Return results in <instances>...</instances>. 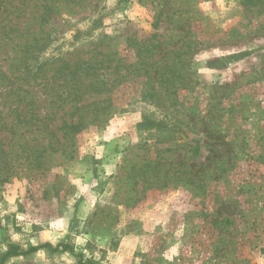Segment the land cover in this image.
Masks as SVG:
<instances>
[{"label": "rangeland", "instance_id": "1", "mask_svg": "<svg viewBox=\"0 0 264 264\" xmlns=\"http://www.w3.org/2000/svg\"><path fill=\"white\" fill-rule=\"evenodd\" d=\"M2 1L1 264H264V5Z\"/></svg>", "mask_w": 264, "mask_h": 264}, {"label": "trees", "instance_id": "2", "mask_svg": "<svg viewBox=\"0 0 264 264\" xmlns=\"http://www.w3.org/2000/svg\"><path fill=\"white\" fill-rule=\"evenodd\" d=\"M3 2L2 0H0V3ZM240 2L244 5H247V4H261V5H264V0H240ZM84 68H88L87 67H84ZM90 68V67H89ZM75 71H73L74 73ZM79 76L75 77V79H78ZM77 81V80H76ZM28 120H31V116H29ZM150 123H153V122H150ZM81 125V121H78L76 123H73V122H70V123H67V122H63V124L61 125L60 128H65V134H68L69 132H72V131H77L78 130V127ZM43 247H48L50 248L51 250H62V251H65L67 249L71 250L70 249V246H68L67 244L65 243H58L57 245L55 246H52L51 243L49 242H45V243H42V244H38V245H35V246H30L28 249L26 250H20L18 249L17 247H11L10 249H8L6 252L3 253L2 257H1V260H0V264L5 260L6 257L8 256H12V255H20V254H27V253H30V252H33V251H36L40 248H43ZM84 264H93L91 261H85Z\"/></svg>", "mask_w": 264, "mask_h": 264}]
</instances>
